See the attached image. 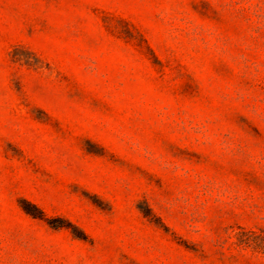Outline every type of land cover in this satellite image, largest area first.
<instances>
[{
  "label": "rangeland",
  "instance_id": "374dc122",
  "mask_svg": "<svg viewBox=\"0 0 264 264\" xmlns=\"http://www.w3.org/2000/svg\"><path fill=\"white\" fill-rule=\"evenodd\" d=\"M0 264H264V0H0Z\"/></svg>",
  "mask_w": 264,
  "mask_h": 264
},
{
  "label": "trees",
  "instance_id": "16d2710c",
  "mask_svg": "<svg viewBox=\"0 0 264 264\" xmlns=\"http://www.w3.org/2000/svg\"><path fill=\"white\" fill-rule=\"evenodd\" d=\"M26 209V208H25Z\"/></svg>",
  "mask_w": 264,
  "mask_h": 264
}]
</instances>
